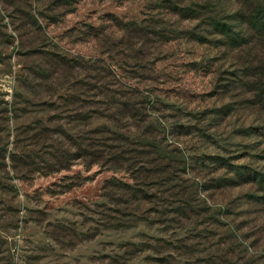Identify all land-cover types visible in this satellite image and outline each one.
Instances as JSON below:
<instances>
[{
  "label": "rangeland",
  "instance_id": "1",
  "mask_svg": "<svg viewBox=\"0 0 264 264\" xmlns=\"http://www.w3.org/2000/svg\"><path fill=\"white\" fill-rule=\"evenodd\" d=\"M151 6L152 0H0V264H137L149 251L127 258L125 244L147 243L150 237L195 241L191 224L169 227L159 214L148 218L139 215L143 210L132 211L136 204H118L122 191L114 193L117 188L110 185L135 187L157 198V180L142 176L136 182V173L128 169L137 161L96 158L95 148H85L93 132L108 125L102 118L106 112L84 106L81 87L87 81L81 68L75 69V83L65 89L47 84L44 75L51 73L53 57L60 63L97 61L122 82L161 97L168 130L162 135V128L151 124L162 145L173 151L166 157L180 168L188 161L184 177L202 185L199 198L213 205L210 215L214 211L224 225L206 228L210 242L229 236L228 223L244 246L264 254V207L250 198L264 192L250 184L212 188L225 170L206 157L198 159L201 153H212L227 157L233 166L264 169V137L253 136L264 117L236 107L223 120L221 109L232 98L216 90L215 81L233 64L211 46H191L185 39L169 37L161 51L158 44L153 49L159 55L144 48L142 56L153 54H147L150 60L137 74L132 64L136 50L121 46L128 37L115 21L164 17ZM44 67L47 74H34ZM204 112L211 124L199 123ZM89 113L98 118L85 121ZM200 126L208 128L214 140L201 141ZM194 150L199 155L192 156ZM123 214L128 216L120 221Z\"/></svg>",
  "mask_w": 264,
  "mask_h": 264
},
{
  "label": "trees",
  "instance_id": "2",
  "mask_svg": "<svg viewBox=\"0 0 264 264\" xmlns=\"http://www.w3.org/2000/svg\"><path fill=\"white\" fill-rule=\"evenodd\" d=\"M151 8L152 12H163L164 17L150 16L141 23L115 21V25L121 26V31L128 37L126 41L122 38L121 46L131 52H133L132 47L136 50L132 56L134 59L132 64L137 74L138 70L144 69L148 64L150 58H147V54L150 56L153 54L149 52L142 56L144 48L148 52L150 49H155L158 44V51H161L163 42L168 41L169 37L185 39L191 46H211L217 53L229 56L233 64L219 75L220 79L215 81L216 90L226 92L232 101L236 102L231 101L222 107L223 120L228 118L236 107L258 113L263 119L264 0H152ZM186 23L193 24L187 26ZM95 37L100 41L101 38L97 33ZM135 45H139L140 49H136ZM153 51L157 55L161 53ZM53 58L56 60L51 58L48 65L52 70L51 73L44 75L47 84L51 87L55 86V89L56 87L65 89L67 85L75 83L73 78L75 69L81 68L87 81L81 87L84 106L88 110L106 112L102 113V118L108 122V125L94 131L95 137L89 139L92 142L86 143L85 148H95L97 151L94 154H98L96 158L110 157L115 161L118 157H128L137 161L134 167L128 169L136 173L134 175L136 182L142 176L157 180L153 184L157 190V198L152 195L149 197L145 191L135 187L110 185L117 188L114 193L122 191V197H119L121 201L118 204H127L128 207L136 204L135 208H132L136 214L141 210L143 211L139 215L148 218L153 214H159L165 219L162 221L163 224L168 223L169 227L184 229L186 225L191 224L190 231L195 232L192 236L195 238L193 243H186L183 239L169 241L150 237L147 243L125 244L123 251L127 252V258L139 256L142 249H146L149 251L148 255L137 264H264V254H254L244 246L235 234L236 229L228 226V223L225 226L230 233L229 236L210 242L206 228L208 226L218 228L224 225H219L223 223L214 211L213 215H210L213 205L208 206L206 198H199L201 191L198 189L202 185L194 183L191 177H184L187 174L185 165L188 161L184 160L181 163L183 167L180 168L177 162L166 157L173 151L169 150L168 145H162L157 129L151 124L155 122L159 125L162 128V135L168 130L162 115L165 111L163 105L165 102L161 97L157 98L151 90L147 91L122 82L113 72L106 73L101 69L97 61L83 59L81 64L70 63L72 61L69 60L60 63L57 62V57ZM222 59L218 57L217 61ZM42 71L48 73L47 68L44 67L39 71L36 70L34 74L39 76ZM171 108H174V105H171ZM95 114L97 113H89L84 120L94 118ZM206 115L207 112H204L199 123L211 124L208 123ZM195 118L198 116L196 115ZM111 126L113 129L110 128ZM185 131L186 134L191 133L190 128ZM198 132L202 133L198 135L201 141L214 140L208 128L200 126ZM253 136L264 137V123L262 127L253 130ZM196 142H199V139ZM193 155H199L198 151L194 150ZM201 155L198 159L206 157L225 170L223 176L215 179L212 188H234L250 184L257 185L258 191L264 192V169L253 168L252 164L233 166L227 157L212 153H201ZM107 186L109 183L106 184ZM203 190L208 191L210 187ZM250 198L255 199L254 203L264 207V196H250ZM147 204L150 206L142 209ZM122 210L125 214L126 209ZM124 214L118 218L120 221L128 216ZM168 216H171L170 219H167ZM211 218L213 219L210 220ZM220 235L222 234H216V236ZM117 258L122 259V256Z\"/></svg>",
  "mask_w": 264,
  "mask_h": 264
}]
</instances>
